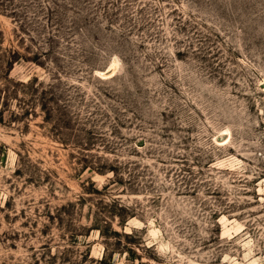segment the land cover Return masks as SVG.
Instances as JSON below:
<instances>
[{
    "label": "rangeland",
    "instance_id": "obj_1",
    "mask_svg": "<svg viewBox=\"0 0 264 264\" xmlns=\"http://www.w3.org/2000/svg\"><path fill=\"white\" fill-rule=\"evenodd\" d=\"M0 264H264V0H0Z\"/></svg>",
    "mask_w": 264,
    "mask_h": 264
}]
</instances>
